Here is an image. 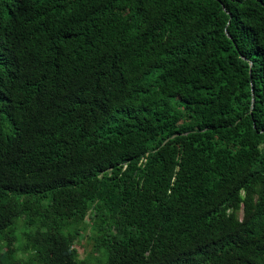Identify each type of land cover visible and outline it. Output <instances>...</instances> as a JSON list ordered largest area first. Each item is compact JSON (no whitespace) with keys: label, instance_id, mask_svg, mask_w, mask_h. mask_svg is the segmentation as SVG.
<instances>
[{"label":"trees","instance_id":"trees-1","mask_svg":"<svg viewBox=\"0 0 264 264\" xmlns=\"http://www.w3.org/2000/svg\"><path fill=\"white\" fill-rule=\"evenodd\" d=\"M0 264H264V0H0Z\"/></svg>","mask_w":264,"mask_h":264},{"label":"rangeland","instance_id":"rangeland-1","mask_svg":"<svg viewBox=\"0 0 264 264\" xmlns=\"http://www.w3.org/2000/svg\"><path fill=\"white\" fill-rule=\"evenodd\" d=\"M88 247H89V245H88V244H86V248H88ZM82 253H84V251H83Z\"/></svg>","mask_w":264,"mask_h":264},{"label":"water","instance_id":"water-1","mask_svg":"<svg viewBox=\"0 0 264 264\" xmlns=\"http://www.w3.org/2000/svg\"><path fill=\"white\" fill-rule=\"evenodd\" d=\"M230 36V35H229Z\"/></svg>","mask_w":264,"mask_h":264}]
</instances>
